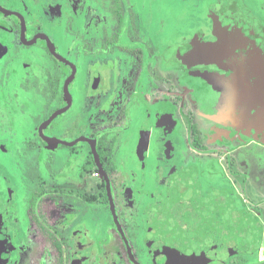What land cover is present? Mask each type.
<instances>
[{
  "label": "flooded vegetation",
  "instance_id": "flooded-vegetation-1",
  "mask_svg": "<svg viewBox=\"0 0 264 264\" xmlns=\"http://www.w3.org/2000/svg\"><path fill=\"white\" fill-rule=\"evenodd\" d=\"M212 1L190 37L185 4L0 0V264H264V27Z\"/></svg>",
  "mask_w": 264,
  "mask_h": 264
},
{
  "label": "rangeland",
  "instance_id": "rangeland-1",
  "mask_svg": "<svg viewBox=\"0 0 264 264\" xmlns=\"http://www.w3.org/2000/svg\"><path fill=\"white\" fill-rule=\"evenodd\" d=\"M162 1V0H161ZM241 1V5L244 6L247 15L249 16V18L254 20V26L256 29L258 28H263L264 27V4L262 3V0H259L257 3V0H240ZM165 5H169V6H173L172 9L174 11H179V9H176V7L180 6L181 4H185L186 7L185 9H181L183 10V14L186 15L184 18H186L189 16L190 17V13H191V18L187 20V25L186 28L188 29V35L190 37H194V34L196 33L197 30L196 27L200 26L199 29H202L204 27V25H212L213 19H215L213 17V15L210 13L209 8L211 6H214L213 3H215V1L212 0H164L163 2ZM173 13V17L170 18L171 23L175 24L178 16L176 14V12H172ZM188 14V15H187ZM200 14V15H198ZM212 15V17H211ZM217 15V14H216ZM197 16V17H195ZM184 20H181L180 22H183ZM174 27V25H172V28ZM175 28V27H174ZM177 30V28H176ZM252 155L255 156L258 153H260V147L258 145H254L252 146ZM259 150V151H258ZM261 154L264 155V148H261ZM256 162V165H254ZM264 165V162H263ZM264 167V166H262ZM260 169V165H258V159L255 157L252 158V164H251V170H252V174L256 177L255 181L252 183V194H253V199L256 203L258 202H264V181H261L258 183L257 182V178H259V176H262L264 179V169ZM264 207V205H263Z\"/></svg>",
  "mask_w": 264,
  "mask_h": 264
},
{
  "label": "water",
  "instance_id": "water-1",
  "mask_svg": "<svg viewBox=\"0 0 264 264\" xmlns=\"http://www.w3.org/2000/svg\"><path fill=\"white\" fill-rule=\"evenodd\" d=\"M241 19L246 21V15L242 14V15H241ZM256 75H258V79H260V80H258V81L261 82V80H262V78H263V74H262V72H258ZM263 81H264V80H263ZM259 85H263V84H262V83H261V84L259 83ZM257 122H259V121L257 120Z\"/></svg>",
  "mask_w": 264,
  "mask_h": 264
}]
</instances>
